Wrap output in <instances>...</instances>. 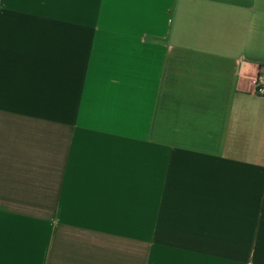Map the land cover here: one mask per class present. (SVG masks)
I'll use <instances>...</instances> for the list:
<instances>
[{
    "label": "crops",
    "instance_id": "1",
    "mask_svg": "<svg viewBox=\"0 0 264 264\" xmlns=\"http://www.w3.org/2000/svg\"><path fill=\"white\" fill-rule=\"evenodd\" d=\"M264 0H0V264H264Z\"/></svg>",
    "mask_w": 264,
    "mask_h": 264
},
{
    "label": "built area",
    "instance_id": "2",
    "mask_svg": "<svg viewBox=\"0 0 264 264\" xmlns=\"http://www.w3.org/2000/svg\"><path fill=\"white\" fill-rule=\"evenodd\" d=\"M252 86V93L264 97V70L249 78Z\"/></svg>",
    "mask_w": 264,
    "mask_h": 264
}]
</instances>
